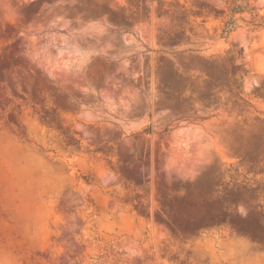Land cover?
I'll return each mask as SVG.
<instances>
[{"label": "rangeland", "instance_id": "374dc122", "mask_svg": "<svg viewBox=\"0 0 264 264\" xmlns=\"http://www.w3.org/2000/svg\"><path fill=\"white\" fill-rule=\"evenodd\" d=\"M0 264H264V0H0Z\"/></svg>", "mask_w": 264, "mask_h": 264}, {"label": "trees", "instance_id": "16d2710c", "mask_svg": "<svg viewBox=\"0 0 264 264\" xmlns=\"http://www.w3.org/2000/svg\"><path fill=\"white\" fill-rule=\"evenodd\" d=\"M234 12H235V10H234ZM232 25H233V21H229V22L226 24V27H225L226 31H228L229 28H230Z\"/></svg>", "mask_w": 264, "mask_h": 264}]
</instances>
